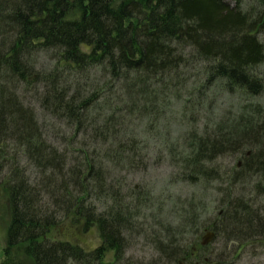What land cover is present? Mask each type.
Here are the masks:
<instances>
[{
	"label": "trees",
	"instance_id": "obj_1",
	"mask_svg": "<svg viewBox=\"0 0 264 264\" xmlns=\"http://www.w3.org/2000/svg\"><path fill=\"white\" fill-rule=\"evenodd\" d=\"M254 2L255 11L242 0H0V195L8 217L0 264H23L14 252L31 264H144L125 256V233L140 231L138 213L152 196L126 191L138 208L108 174L145 170L139 128L155 129L175 105L185 112L190 96L201 99L192 111L204 110L218 83L244 104L202 133L192 119L178 166L189 184L218 185L217 211L199 223L206 205L175 201L180 223L152 234L157 257L147 264H216L264 240V198L256 200L264 193V105L252 101L264 88L256 73L264 0ZM39 52H52L53 62H30ZM33 98L68 130L44 129ZM225 155L234 162L223 169ZM254 176L249 194L244 184ZM61 221L95 227L102 244L87 251L49 238ZM206 229L215 237L201 247Z\"/></svg>",
	"mask_w": 264,
	"mask_h": 264
},
{
	"label": "rangeland",
	"instance_id": "obj_2",
	"mask_svg": "<svg viewBox=\"0 0 264 264\" xmlns=\"http://www.w3.org/2000/svg\"><path fill=\"white\" fill-rule=\"evenodd\" d=\"M253 0H242L241 8L243 10H257V3H252ZM262 42H264V33L259 35ZM50 55V56H49ZM53 56L52 52H39L38 55H32L30 62L33 61V57L36 60L37 65L46 66L51 61ZM51 57V58H50ZM25 58V56H24ZM194 71H190L189 74H193ZM256 73L263 79L264 83V65L257 68ZM210 93L213 94L205 100L204 110L192 111L191 105L199 103L201 99L195 98V96L187 97L182 104L188 106L185 112L178 110L176 105L173 107L174 112L170 113L163 118L159 125L149 130L142 126L140 129L141 143L140 147L143 148V153L146 154V169L142 171H128L126 167L123 169L114 168L109 174V181L114 186H122L123 190L121 195H126L127 198L133 200L134 205L139 208L140 200H136L135 197H130V193L126 191H148L151 194V198L144 204L142 209L138 213L139 220L143 226L140 231L134 233L136 228L125 233V256L133 260L141 261L144 264L154 262L157 254L152 244V234L155 232L161 233L166 224L172 222L171 220H178L179 212H176L173 208V204L177 200L194 199L192 202L196 205H206L205 211H196L200 214V221H208L214 218L217 211V204L219 202V196L214 193L217 188V184L206 185L203 183L189 184L187 177L179 170L181 165V157L187 150L188 142L191 134L189 130L192 129V119L197 118V122L200 126L198 132L202 133V129L210 127L211 124L216 122V116L219 119H226L230 114L222 115L228 110H239L244 104L242 99L238 96H232L228 93L222 84L218 83ZM31 100V96L25 98V103ZM253 102H258L264 105V88L259 96L252 99ZM32 105L36 108V113L40 118V122L44 124V129L54 130H68L63 123H57L53 121L42 109L39 107V103L35 98L32 99ZM214 109V112H212ZM198 112V116H197ZM222 115V116H220ZM50 132V133H51ZM234 162V158L225 155L220 158L218 162L223 169L230 167ZM35 168L33 166L28 167V172L31 176L34 175ZM255 177V176H254ZM119 181V184L116 183ZM256 177L249 183L244 184L245 192L251 193L255 184ZM213 188H211V187ZM2 194L3 192L0 191ZM129 195V196H128ZM264 193L258 195L256 200L262 204ZM138 211H136L137 214ZM7 215L4 207V199L0 195V261L3 259L2 249L5 246V227L7 222ZM188 229V227H186ZM201 235V233H200ZM187 236V235H185ZM48 237L51 239L68 240L73 243L79 244L85 250L91 251L94 248L100 246L101 240L96 228H88L82 230L79 228H70L66 222H59L49 230ZM221 243H218V247L221 248ZM202 255L201 251L198 253ZM204 255V254H203ZM202 255V256H203ZM112 252L106 251L105 260L112 261ZM13 257L22 262L23 264H31L29 258H26L22 253L14 252ZM197 257L196 259H200ZM201 260V259H200ZM197 260H195L196 262ZM219 264H264V240L254 242L250 246L240 247L236 254L228 257L227 259L220 255L218 260ZM216 262V264L218 263ZM200 262V261H199ZM194 263V260L192 264Z\"/></svg>",
	"mask_w": 264,
	"mask_h": 264
},
{
	"label": "water",
	"instance_id": "obj_3",
	"mask_svg": "<svg viewBox=\"0 0 264 264\" xmlns=\"http://www.w3.org/2000/svg\"><path fill=\"white\" fill-rule=\"evenodd\" d=\"M214 233L211 231H206V233L201 237V245L204 246L208 244L213 238Z\"/></svg>",
	"mask_w": 264,
	"mask_h": 264
}]
</instances>
